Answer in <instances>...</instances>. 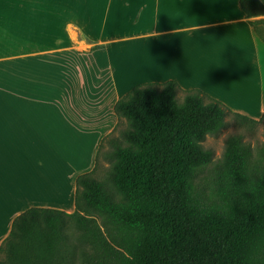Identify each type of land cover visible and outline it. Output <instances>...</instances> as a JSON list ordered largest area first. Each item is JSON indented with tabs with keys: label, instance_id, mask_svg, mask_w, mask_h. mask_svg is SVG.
I'll list each match as a JSON object with an SVG mask.
<instances>
[{
	"label": "crops",
	"instance_id": "obj_1",
	"mask_svg": "<svg viewBox=\"0 0 264 264\" xmlns=\"http://www.w3.org/2000/svg\"><path fill=\"white\" fill-rule=\"evenodd\" d=\"M259 40L240 0H0V247L29 208L75 210L136 85L177 80L260 119Z\"/></svg>",
	"mask_w": 264,
	"mask_h": 264
},
{
	"label": "trees",
	"instance_id": "obj_2",
	"mask_svg": "<svg viewBox=\"0 0 264 264\" xmlns=\"http://www.w3.org/2000/svg\"><path fill=\"white\" fill-rule=\"evenodd\" d=\"M240 2L264 40V3ZM115 113L127 124L77 177L75 210L19 214L0 264H264V142L253 149L232 135L218 161L203 145L230 117L264 126V115L177 80L136 85ZM106 142L110 169L99 177Z\"/></svg>",
	"mask_w": 264,
	"mask_h": 264
},
{
	"label": "rangeland",
	"instance_id": "obj_3",
	"mask_svg": "<svg viewBox=\"0 0 264 264\" xmlns=\"http://www.w3.org/2000/svg\"><path fill=\"white\" fill-rule=\"evenodd\" d=\"M80 37V35H79ZM261 60L264 70V40H259ZM230 124L223 129L218 135H210L203 142L205 148L212 149L215 153L214 160L218 161L224 154L228 139L232 135H242L245 142H247L253 149H257L258 145L264 142V126L263 124H249L242 123L233 117H230ZM126 120H123L115 129V134H120L122 128L126 126ZM104 150L100 156V167L98 168L97 175L105 177L110 169V159H108L104 152L109 149L108 142L104 145Z\"/></svg>",
	"mask_w": 264,
	"mask_h": 264
},
{
	"label": "bare ground",
	"instance_id": "obj_4",
	"mask_svg": "<svg viewBox=\"0 0 264 264\" xmlns=\"http://www.w3.org/2000/svg\"><path fill=\"white\" fill-rule=\"evenodd\" d=\"M255 81V80H254ZM259 82H261L260 80H258ZM251 82H253L252 80H251ZM262 82H264V81H262ZM244 89V88H243ZM237 93V92H236ZM255 96V95H254ZM256 97V96H255ZM251 100H253V97L251 98Z\"/></svg>",
	"mask_w": 264,
	"mask_h": 264
}]
</instances>
